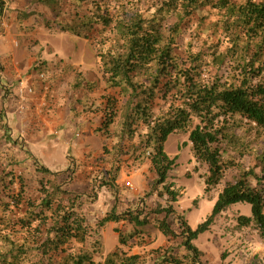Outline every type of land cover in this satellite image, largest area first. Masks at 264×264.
I'll return each instance as SVG.
<instances>
[{"label":"trees","instance_id":"obj_1","mask_svg":"<svg viewBox=\"0 0 264 264\" xmlns=\"http://www.w3.org/2000/svg\"><path fill=\"white\" fill-rule=\"evenodd\" d=\"M34 4L54 14L53 21L43 18L46 29L88 40L98 50L105 87L101 120L92 128L105 142L111 141L110 149L104 145L102 151L111 161L104 171H88L91 190L115 196L120 164L130 160L137 166L148 163L155 178L140 205L123 213L111 207L94 227L84 211L93 197L70 189L80 174L77 166L70 161L65 171L56 173L41 165L17 140L15 121L1 111L0 264H208L194 242L237 204L249 205L251 212L236 219L238 227H251L264 244V151L256 157L260 174L253 168L241 169L238 162L253 152L246 127L264 136V0H36ZM210 10L217 11L214 25L221 37L197 52L188 45L180 58L176 51L183 24ZM98 88L97 81H86L77 73V91L93 93ZM74 99L75 104L78 97ZM177 134L188 136L194 160L206 168L202 177L206 195L221 185L229 170L239 171L224 184L210 215L195 229L174 208L179 194L168 182L176 157L165 153V144ZM11 148L23 153L24 159ZM30 168L35 180L25 177ZM153 196L159 203L147 208L145 201ZM109 224L130 229H114L116 249L102 263L96 262L94 255L103 248L98 231ZM149 224L168 245L145 254L130 253L133 246L145 245L144 229ZM174 240L179 243L172 245Z\"/></svg>","mask_w":264,"mask_h":264},{"label":"rangeland","instance_id":"obj_2","mask_svg":"<svg viewBox=\"0 0 264 264\" xmlns=\"http://www.w3.org/2000/svg\"><path fill=\"white\" fill-rule=\"evenodd\" d=\"M35 1L0 0V112L8 113L10 120L17 121V127L20 126L17 140L31 151L41 165L56 173L65 171L70 161L77 166L80 174L75 175L70 189L93 197V202H87L84 211L88 222L95 227L111 207L123 213L140 205L155 175L149 172L148 163L137 166L130 160L120 164L115 196L106 194L104 190L97 193L91 190L88 171H104L111 161L110 155L108 158L107 153H102L104 145L110 149L111 141L105 142L92 128L101 120L100 97L105 87L98 50L88 40L46 29L43 18L53 21L54 14L34 4ZM217 21V11L210 10L195 14L189 22H185L176 54L183 59L188 45L192 52H197L209 46L214 38H220V28L214 25ZM225 47L226 44H223L220 49ZM77 73H80L81 79L97 81L98 90L93 93L77 91ZM77 97L78 102L74 104L73 99ZM60 99L65 103L62 107H59ZM69 101L72 103V114L69 116L71 130L59 129L62 126H55L61 123L60 118ZM10 112L16 115L11 116ZM41 131L45 133L43 136ZM245 138L252 143L253 152L238 159L240 168H253L256 174H260V168H256V157L264 151V136L259 135L254 127L247 126ZM1 139L2 132L0 142L3 143ZM165 153L170 158L176 157V166L168 176V182L174 184L179 194L174 208L195 229L210 215L224 184L237 177L239 171L229 170L221 185L206 195L202 179L207 173L206 168L194 160L188 136L171 135L165 144ZM13 154L24 159L19 151L15 150ZM25 177L36 179L33 168L26 169ZM127 182L131 183V187L126 186ZM145 202L147 208H152L159 200L153 196ZM250 213L247 204L229 207L215 219L208 232L198 237L194 245L203 252L208 264H264V244L257 233L251 227H238L236 222L239 216H250ZM117 228L122 231L130 229L128 225L109 224L98 231L97 239L103 248L101 254L94 255L96 262L102 263L105 255L116 249L118 240L114 229ZM144 231L148 234L145 245L133 246L130 253L145 254L153 248L168 245L154 224H149ZM170 243L177 245L179 240Z\"/></svg>","mask_w":264,"mask_h":264},{"label":"crops","instance_id":"obj_3","mask_svg":"<svg viewBox=\"0 0 264 264\" xmlns=\"http://www.w3.org/2000/svg\"><path fill=\"white\" fill-rule=\"evenodd\" d=\"M24 85V84H22ZM63 104L65 105V103H63V99H60L59 100V107H62ZM72 113H70V110H69V103H68V108L65 109L64 113H63V117H61L60 119V122L61 123H58V125H56L55 127H61L59 129H67V130H71L69 126L72 125L71 121H70V118L69 116H71ZM17 122V121H16ZM16 122H15V125L14 127H16L18 130L20 129V126L17 127L16 125ZM62 124V125H60ZM65 124V125H64ZM22 129V127H21ZM45 133L43 131H41V135L43 136ZM55 134H58L56 131H55Z\"/></svg>","mask_w":264,"mask_h":264},{"label":"built area","instance_id":"obj_4","mask_svg":"<svg viewBox=\"0 0 264 264\" xmlns=\"http://www.w3.org/2000/svg\"><path fill=\"white\" fill-rule=\"evenodd\" d=\"M126 185H127L128 187H131V183H130V182H127Z\"/></svg>","mask_w":264,"mask_h":264}]
</instances>
